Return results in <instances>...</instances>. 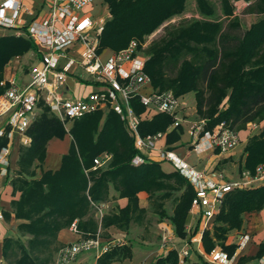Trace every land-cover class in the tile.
I'll return each mask as SVG.
<instances>
[{
    "label": "trees",
    "instance_id": "16d2710c",
    "mask_svg": "<svg viewBox=\"0 0 264 264\" xmlns=\"http://www.w3.org/2000/svg\"><path fill=\"white\" fill-rule=\"evenodd\" d=\"M103 1L108 19L99 37L98 53H117L136 42L139 55L145 59L143 71L154 90L171 92L177 98L193 94L196 116L205 120L204 131L212 132L224 124L238 133L248 124L264 121V0H221L224 19L219 20H207L215 15L209 0H195L200 20L167 27L165 35L145 49L146 37L181 15L186 0ZM234 3H247L241 14L256 17L249 29H242L233 15ZM29 54L38 60L41 56L26 37H0V82L10 62ZM2 92L0 88V95ZM128 105L138 117L145 109L138 97L130 99ZM172 123L173 117L156 114L139 122L138 133L140 137L153 136L165 132ZM181 134L182 129L175 128L167 135V143L180 141ZM67 135L69 151L62 156L59 169L42 171L49 141L63 140ZM25 136L29 143L20 147L14 171L10 173V165L7 174L12 195L19 194L10 203L12 214L21 222L18 236L3 241L4 264H56V256L65 246L58 241V234L69 230L75 221L81 238L99 236L102 244L111 243L109 228L128 232L133 225L148 226L152 220L169 223L181 241L190 236L185 227L195 194L193 184L179 171L164 172L161 162L144 161L135 167L132 161L140 155L134 146L135 138L110 108L72 121L67 130L49 107L39 103ZM247 143L241 172H253L264 163V130ZM104 155L108 161L95 166L94 160ZM39 169L41 174L36 178ZM140 193L148 197L147 209L139 206ZM118 199L127 201L125 207L113 204L104 212L102 206ZM98 208H102L101 218ZM261 211L264 185L227 194L210 228L202 234L203 254L219 248L233 255L237 245L227 244L229 234L243 231L246 214ZM9 216L3 213L5 220ZM131 255L129 246L111 245L96 264L121 262L131 259ZM263 255L264 240L256 257ZM246 261L242 259L240 264ZM177 262V250L172 249L157 258L155 264ZM188 264L208 263L202 254L194 252V261L189 259Z\"/></svg>",
    "mask_w": 264,
    "mask_h": 264
},
{
    "label": "built area",
    "instance_id": "2783aa9c",
    "mask_svg": "<svg viewBox=\"0 0 264 264\" xmlns=\"http://www.w3.org/2000/svg\"><path fill=\"white\" fill-rule=\"evenodd\" d=\"M102 0H45L47 12L41 18H34L29 23L22 20V15L28 14L22 0H0V29L16 31L15 37L24 36L31 40L39 49V62L29 71L30 80L20 85L15 78L3 79L0 88V176H7L10 169V154L14 134L26 137L25 133L37 112V106L42 103L49 107L63 123L79 120L93 112L110 108L125 123L129 133L135 138L134 146L139 153L143 150H155L156 144L163 140V134L140 137L138 133L139 118L129 107L128 101L137 96L139 90L150 79L144 73L145 59L139 55L138 44L130 42L126 49L110 54L102 61L98 53L99 37L103 31L105 19L91 18L81 15V12L91 4ZM236 3H234L235 5ZM82 47L80 65L101 89L83 99L69 100L63 96L62 89L70 68L74 64L69 60L64 67H59V60L64 52L73 44ZM125 64H129L125 68ZM139 101L145 109L158 114L173 117V127H179L176 118L181 103L171 92H153L149 96H140ZM204 122L189 127V135L193 138L194 149L205 143V149H216L225 154L233 151L238 143V135L226 125L220 124L214 131H204ZM26 141L29 140L27 137ZM5 141V145L2 142ZM199 141V142H198ZM160 160L173 165L187 181L193 184L194 197L190 206L191 215H196L198 230L190 226L185 230L190 236L183 241L178 252L177 264H188L193 250V244H201L202 234L210 228L212 220L218 214L225 196L235 190L249 189L255 185H264V163L256 166L253 172L242 171L240 179L232 182L207 180L205 173L197 172L181 162L172 152L159 151ZM107 155L94 160L95 166L107 162ZM144 162L141 155L135 156L132 164L136 167ZM102 217V208L97 209ZM0 211V223L3 222ZM69 231L80 235L77 222L70 225ZM171 241L168 235L162 237V243ZM250 241V237L242 234L237 241V251L229 256L219 248H214L208 254H202L208 264H240L239 252ZM115 243L102 244L99 236L89 239H78L72 244L61 248L56 256V264H72L76 258L86 252L101 255L107 252ZM246 264V263H244ZM264 264V258L258 261Z\"/></svg>",
    "mask_w": 264,
    "mask_h": 264
},
{
    "label": "crops",
    "instance_id": "0c3cea01",
    "mask_svg": "<svg viewBox=\"0 0 264 264\" xmlns=\"http://www.w3.org/2000/svg\"><path fill=\"white\" fill-rule=\"evenodd\" d=\"M22 5L24 8L28 10V14L22 15V20L25 21V23H29L34 18H41L45 15L47 12V7L45 6V0H22ZM196 5V2H195ZM248 4L247 3H236V7H241V11L246 8ZM236 9V8H235ZM237 10V9H236ZM108 15V9L105 5L104 1H97L90 6L86 7L82 12L81 15H87L91 18H101V14L105 13ZM241 14V13H240ZM233 15L237 18H241L240 15L235 14V10ZM244 15V14H243ZM241 14V16H243ZM245 17H252V19H256L255 16L252 15H244ZM179 16L173 17L171 20L165 22L162 26H160L153 34L146 37L143 49L147 48L150 44L153 42L159 40L165 35L166 28L172 27L171 24L175 23V19L179 18ZM105 18V17H103ZM224 19V17H223ZM240 22V21H239ZM242 29H249L250 25H245L242 22H240ZM245 25V26H244ZM168 28V29H169ZM82 51V47L79 43L73 44L69 49H67L62 58L59 60V67H64L66 63L69 62V60H72L74 64L69 70L65 86L62 89L63 96L66 99L69 100H77V99H83L87 97L88 95L95 93L98 91L96 87L98 85L87 75V78H83L81 76L82 73H84L81 63H80V54ZM101 55L102 61H106L110 54H112L111 50H104L99 52ZM30 60V62L28 61ZM39 62V60L34 58L32 54L26 55L22 57L21 59H15L12 62L8 64L4 71V77L3 79H10L15 78L20 85L27 84L30 80L29 77V71L30 69L36 65ZM129 64H125V68H128ZM86 75V74H85ZM87 88H90V90H87ZM156 92L154 88L152 87L151 82L144 85L136 97L140 96H149L151 93ZM192 97H190V96ZM188 97V101H190V107L191 109L186 113L187 115L192 116L191 119L182 118L179 114H177L176 118L179 120V127L182 129V134L180 136V141L175 142L173 144L167 143V135L174 130L175 128L172 126L173 123L167 128L165 132H163V140H160L156 144L155 150H143L140 155L143 158L144 161H155V162H161V168L162 164L168 163L160 160L159 158V151H168L172 152L181 162L186 164L187 166L193 168V170L197 172H203L205 173L207 180H212L215 182H232L237 181L240 179V174L242 173L240 171V165L244 161V148L246 146L247 141L249 138H251L254 135L259 134L262 130H264V121L259 124H248L246 129L242 131H238V140L239 143L237 147L229 152L222 154L216 149H205V143L203 141H200V146L197 148V150L194 149V142L193 138L189 135V127L191 125H196L200 121L204 122L205 120H200L197 118L196 114V108H195V97L193 94L185 95L181 98ZM190 97V99H189ZM184 100V99H183ZM186 103V102H185ZM226 103V99L223 101V104ZM222 104V105H223ZM181 109V108H180ZM180 111V110H179ZM179 113V112H178ZM156 112L150 110V109H144L143 113L141 114L139 118V122L141 120H150L153 116H155ZM204 128V126H203ZM68 136V135H67ZM26 137L22 138L18 134H14L12 139V146H11V154H10V162H11V169L10 173L12 174V171H14L13 168H15V163L18 157V152L20 147L27 146L28 141L25 139ZM67 138V137H66ZM65 138V139H66ZM58 140V139H52L49 141L47 145L46 150V158L44 161V164L42 166V171H56L59 169L61 165V158L63 155H65L69 150V145H64V141ZM69 141L70 137L68 136ZM199 142V141H198ZM16 154V158L14 155ZM173 169V165L168 163ZM163 170V169H162ZM174 170L164 171L166 173L173 172ZM39 172V171H38ZM37 172V173H38ZM41 174V173H40ZM40 176V175H39ZM9 178L8 176H0V211L2 213H9V219L3 220L0 223V264H4L3 257H2V245L3 241L6 238L16 237L18 236L17 233V226L21 221H16L14 218V215L12 214V210L10 206V203L12 200H15L18 198L19 194L12 195V190L9 184ZM262 185H255L252 188H256ZM114 193L111 191L110 198H113ZM139 206L140 208L147 209L148 208V197L145 193L139 194ZM127 201L125 199H118L116 201L110 202L107 205L102 206L104 212L107 211V209L114 205L119 206L120 208L125 207ZM245 224L243 227L242 234H246L250 237V241L248 242L247 246L239 252V259L238 262L240 263L242 259H246V264H258V261L260 259L264 258V255L260 258L256 257L258 246L259 244L264 240V211H261L259 213H251L246 214L244 216ZM196 215H191L189 218V222L187 226H190L193 231L198 230V222H197ZM197 223V225H196ZM197 226V227H196ZM145 225L143 226H137L133 225L128 232H122L115 228H109L107 230V234L109 237V241L111 243L119 241L123 243L126 246H129L131 248L132 257L131 259H127L121 262H115L113 264H131L133 258L136 256V252L139 250H143V253L140 255V261L139 264H155V261L157 258L165 256L168 251L170 250H177V256L178 252L182 247L184 240H179L174 236L173 233V227L169 225L167 222L157 223V227L154 231H150V234L148 236V239L151 240L152 238L151 234L154 235V233L157 235L156 240H158L155 243L156 248H154L153 244H151V241H148L144 238V229ZM246 230V231H244ZM154 232V233H153ZM241 234V235H242ZM168 235L171 241L168 244L162 243V237ZM235 235V237L231 236L228 237L227 244L235 243L237 244V241L239 237L241 236ZM58 241L63 245L72 244L73 242L77 241L78 239H81L80 235L74 234L71 231L63 230L58 234ZM233 237V238H232ZM232 239V240H231ZM148 241V242H145ZM178 243V247L177 244ZM140 243L142 245H140ZM178 248V249H177ZM136 251V252H135ZM93 252V251H91ZM194 252H197L198 254H203L202 250V243H194L193 244V250L191 252L190 260L194 261ZM90 252L82 253L80 254L74 263L72 264H96V259L100 256L97 253L94 252V254H89ZM139 255V254H137Z\"/></svg>",
    "mask_w": 264,
    "mask_h": 264
},
{
    "label": "rangeland",
    "instance_id": "374dc122",
    "mask_svg": "<svg viewBox=\"0 0 264 264\" xmlns=\"http://www.w3.org/2000/svg\"><path fill=\"white\" fill-rule=\"evenodd\" d=\"M209 4L211 5V7L215 10V15L213 16V17H210L209 19H207V20H219V19H223V17H224V14H223V12H222V5H221V0H209ZM233 6L237 9H235V14H237V15H240V19H239V21L240 22H242L243 24H245V25H250V24H252V23H254L255 21H256V19H252V17L250 18H248V17H245L244 15L243 16H241V7H236L234 4H233ZM101 18H103V17H105L104 19H105V21L108 19V15L106 14V12L105 13H102L101 14V16H100ZM200 18H202L201 17V15H199V13L197 12V7H196V5H195V0H186V6H185V10L183 11V13L180 15V17L179 18H177V20L175 19V23H173V24H171V26L173 25L174 27H180V26H184V24L186 25L187 23H191V22H194V21H197V20H200ZM244 25V26H245ZM15 35H16V31H14V30H6V29H0V37H15ZM22 58V57H21ZM21 58H19V59H21ZM18 59V58H17ZM29 62H30V60H28ZM81 76L83 77V78H87V75H85V73H82L81 74ZM18 82V81H17ZM96 89H98V90H100L101 88L100 87H96ZM87 90H90V88H87ZM188 95V94H187ZM190 96V95H189ZM190 97H192V96H190ZM190 97H189V99H190ZM188 97H184V98H181V97H178V99H179V101H180V103H181V109H180V111H179V115L182 117V118H186V119H191V118H193L192 116H190V115H187L186 116V113L191 109V107H190V101H188V99H187ZM184 99V100H183ZM186 102V103H185ZM71 125H72V122H70V121H67L66 123H65V127H66V129L67 130H69L70 129V127H71ZM68 138V136H65V138ZM64 138V139H65ZM65 139V141H64V145H66V146H68V145H70V141H69V139ZM63 139V140H64ZM63 140H61V141H63ZM14 157L16 158V154L14 155ZM162 168H163V171H169V170H174L168 163H163L162 164ZM39 171V172H38ZM37 172V175H36V178L37 177H39V175H40V173H41V170L39 169ZM244 224H245V219H244ZM157 227V223H155L153 220L151 221V223L148 225V226H146L145 227V229H144V238L146 239V240H148V241H151V244H153L154 246V248H156V246H155V243L154 242H157L158 240H156V237H157V235L154 233V235L153 234H151L152 236V238H150L151 240H149L148 239V236H149V234H150V231L152 232V231H154L155 230V228ZM244 231H246V230H244ZM234 234L237 236V235H241L242 234V231H233L232 233H230L229 234V236L228 237H231V236H233V237H235L234 236ZM232 237V238H233ZM232 240V239H231ZM148 241H145V242H148ZM117 242V241H116ZM113 243H115V242H113ZM178 243L179 242H176V244H177V247L179 246L178 245ZM140 245H142L141 243H140ZM178 249V248H177ZM136 252V251H135ZM143 253V250H139L138 252H136V256L133 258V260H132V263L131 264H139V261H140V255ZM89 254H94V252H90ZM137 254H139V255H137ZM129 264V263H128Z\"/></svg>",
    "mask_w": 264,
    "mask_h": 264
}]
</instances>
